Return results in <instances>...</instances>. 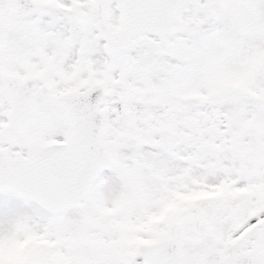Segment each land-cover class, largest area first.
Returning a JSON list of instances; mask_svg holds the SVG:
<instances>
[{
  "label": "snow or ice",
  "instance_id": "snow-or-ice-1",
  "mask_svg": "<svg viewBox=\"0 0 264 264\" xmlns=\"http://www.w3.org/2000/svg\"><path fill=\"white\" fill-rule=\"evenodd\" d=\"M0 264H264V0H0Z\"/></svg>",
  "mask_w": 264,
  "mask_h": 264
}]
</instances>
